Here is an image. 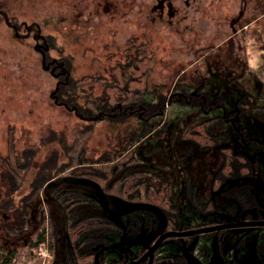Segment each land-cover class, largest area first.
<instances>
[{
    "label": "rangeland",
    "instance_id": "1",
    "mask_svg": "<svg viewBox=\"0 0 264 264\" xmlns=\"http://www.w3.org/2000/svg\"><path fill=\"white\" fill-rule=\"evenodd\" d=\"M186 1L190 2L189 7H185ZM248 1L245 4V0H174L176 7H181V12L171 22L167 16L165 19L152 18L151 4L156 0H0V10L20 27L18 35L0 14V222L7 215L2 212L11 214V211L4 210L9 196L8 185L2 182L7 172L4 163L11 145L16 152L32 143L40 145L34 160L35 167L30 169L21 188L12 196L19 202L29 190L28 184L38 163L53 150L62 152L58 141L41 143L52 130L71 141L78 129L87 126L84 135L87 136V153L97 158L102 151L127 143L131 132L138 127V118L133 114L112 117L101 113L97 116L79 113V116L65 106L55 104L50 93L55 89L57 79L44 67L33 34L28 35L33 24L41 28L42 34L52 37L51 55L62 56L69 61L72 74L79 80L76 96L79 105L102 94L107 84L104 80L110 78L111 71L107 69L113 67L119 55H134L138 44L145 45L144 53L155 59L153 70L147 77L149 88L169 96L173 87L181 91L193 90L196 83L190 79H178V72L187 69L190 76L192 67L201 65L197 60L200 48L230 44L224 40L233 33V18L237 29V34L232 37L236 41L234 44L241 47V54L245 46L244 53L251 60L250 64L258 73L264 72L260 69L262 64H259L263 60L261 51L264 52V0ZM119 28L130 30L127 47L134 53H123L124 43L116 47L111 44L117 38L115 32ZM126 36L123 33L120 39ZM213 54L210 52V56ZM213 59L216 58L209 57L208 63L211 64ZM93 74L91 79H85ZM245 80L242 78L240 81ZM262 80L264 82V74ZM206 89L211 92L214 86ZM198 110V106L193 107L188 102L174 101L165 117L169 121L187 123ZM90 117L96 119L88 120ZM161 134L156 139L161 140L165 136ZM164 160L161 157L156 163L161 164ZM0 234V248L16 247L15 260L11 264L47 263V253L43 251V257L40 256L41 252L37 248L32 250L24 237L16 244H10L2 236L4 231L1 228ZM135 239V234H126L124 245L132 248ZM33 252L35 256L29 255ZM158 252H176L175 240L165 242Z\"/></svg>",
    "mask_w": 264,
    "mask_h": 264
},
{
    "label": "trees",
    "instance_id": "2",
    "mask_svg": "<svg viewBox=\"0 0 264 264\" xmlns=\"http://www.w3.org/2000/svg\"><path fill=\"white\" fill-rule=\"evenodd\" d=\"M212 51L216 54L219 47L201 48L197 56L202 57L204 53L210 55ZM153 57L138 55L130 58L126 86L124 82L107 83L101 95L92 100L86 98L84 105H79L76 101L78 89L75 85L65 86L62 94H67L70 101L67 103L77 105L79 113L85 116L116 113L117 117H122L124 115L121 112V106L133 105V108L137 109L138 104L141 103L145 107V117L149 115L152 117L154 113L163 111L168 101L178 100L175 96L172 99L167 95L157 92L155 95L149 92L147 77L155 64ZM184 92L190 98V104L196 106L199 98L191 95L187 89H184ZM154 96L156 97L153 99ZM182 102H185V99H182ZM262 109L264 105H259L254 111L260 113ZM259 116L264 119L262 112ZM224 124L225 121L221 116L212 118L204 115V117L193 119L188 123L189 126L183 135L185 140L181 139L178 142L175 135L179 131L170 135L169 125L171 124L164 114L142 121L138 120V127L131 132L127 143L123 146L119 143L117 148L104 150L97 158L87 153V136H84L87 133V126L78 129L71 141L52 130L48 136L42 138L41 143L44 145L49 141H58L63 154L59 150H53L38 163L33 175L31 174L29 190L19 202L14 201L12 196L21 188V183L29 175L30 169L35 167L34 160L40 145L32 143L21 152H16L15 147L11 145L10 154L4 163L7 172L2 182L8 185L9 196L6 199L8 204H4V210L11 211L12 215L9 220L2 223L1 228L8 238L19 240L24 237L32 250L37 248L41 252L40 256L43 257L42 252L45 251L48 259L46 264L57 262L94 264V247L107 241L108 236L121 235L123 230L118 221L104 214L94 197L93 188L81 182L75 184V180L80 176H86L97 183L111 199H122L132 205L140 206L135 210L144 213V216L131 225L137 231L143 224L154 225V211L162 215L168 231H183L200 224L204 225L202 222L204 212L212 218H217L219 213L216 212L217 207L212 200L203 203L202 196L196 193L199 186L198 178H194L190 173L192 167L183 166L182 159L192 156L193 160H198L201 166L203 152L205 159L206 154L214 149L223 157L217 171L221 175V180L226 181L228 177L235 180L241 179L235 182L232 188L224 191L227 201L220 207H225L224 210L230 212L231 217L236 214L241 216L246 212V216L242 215V217L248 218L249 210L261 207L262 204L249 189L248 182H243L241 178L250 173L249 157L243 151L235 149ZM160 132L165 134L162 141L156 139ZM176 144L182 147L181 153L178 154L182 161V169L185 173H190L185 180L187 185L183 188V190L188 189L189 193L183 198L188 199L187 205L190 206L187 209L190 214H194L192 209L195 212L198 211L199 220L197 221L199 222L195 226H188L187 222L182 223L179 220L184 209L176 199V192L181 190L175 191L173 180L165 173L172 170L166 157L170 155ZM161 157L165 160L161 164L156 163V160ZM230 199L236 208L230 205ZM238 208L242 213H238ZM14 248L16 247L2 246L0 248V264H11L15 260ZM29 255L35 256L34 252ZM168 259L174 261L172 257ZM158 261L159 259L155 260L154 264Z\"/></svg>",
    "mask_w": 264,
    "mask_h": 264
},
{
    "label": "flooded vegetation",
    "instance_id": "3",
    "mask_svg": "<svg viewBox=\"0 0 264 264\" xmlns=\"http://www.w3.org/2000/svg\"><path fill=\"white\" fill-rule=\"evenodd\" d=\"M245 1V4L249 3L248 0ZM189 3V1H186L187 6L185 7H189ZM151 7L153 16L152 18L165 19V16H167L171 22L173 21V18L177 17V15L181 12V7H176V3L174 2V0H156L154 4H151ZM235 21L236 19L233 18V21L231 22L233 33L224 40H228L231 43L227 44V46L224 47H222L221 44L217 46V48L219 47V51L216 54L211 55L216 58L211 61V64L208 63L209 57L211 56L207 53H204L202 57H199L197 59L200 60L201 65L192 67L194 69L191 70L192 73L190 76L188 75L189 72L186 71L187 69L180 70V72H178V79H190L193 83H196L193 87V90H187H189L191 95L199 98L196 105L198 106L199 110L196 112L193 118L188 120L187 123H182L177 120H168L171 124L169 125V133L171 135V133L179 131L178 134L175 135V138L176 141L180 142L181 139H184L183 135L187 127L189 126L188 123L193 119L200 118L201 116L204 117V115L210 116L212 118H218L221 116L225 121V124L223 126L227 129L226 132L231 137L230 142L233 144L236 150L243 151L249 157V161L251 164L250 173L242 176L241 178L244 180L243 182H248L249 189L253 191V193L255 194V198L259 199L262 206L249 210L248 218H244L246 216V212L242 214L243 216L245 215L244 217L237 214L236 216L231 217L230 212L225 211V207L220 206H224L227 201V198H225L224 195V191L232 188L233 184L240 181L241 179L235 180V178L228 177L226 178V181L221 180V175L220 173H217V171L219 166L221 165L223 157L221 153H219L216 149L208 152L205 156V159L203 152V157L201 158V166L199 165L198 160L194 161L192 156H188L182 159L184 161L183 166L185 168H194L190 169V173L193 174L194 178H198L199 181L198 192L196 190V193H199L202 196L203 203H208L210 200H212L214 205L217 207L216 212L219 213V215L217 216V218H212L204 212L202 214V222L204 225H201L199 223L200 226L187 228L183 231L211 228L217 225L228 224L231 222L264 221V119L259 116L261 112L264 116V109H262L260 113L254 111L257 106L264 105V82L262 80V74H264V72L258 73V71H256L255 69L256 67L250 64L251 60H249V58H247L246 56L247 54L245 55L244 53L245 46H243V54H241V47L237 46V43L234 44L236 41L235 39H232V37L237 34V29L233 25ZM13 25H15L17 30L20 29V27L16 24ZM11 28L15 32V29L13 27ZM128 31L130 30L119 28L118 31L115 32V34H118L117 38L113 39L111 42L114 47H116L117 44L120 45L121 43H124L125 47L122 49L123 53L133 52L129 51V47H127L129 46L128 41L130 36V32ZM123 33H126L127 36L122 40L120 39V35ZM31 34H33V38L36 41V46L39 47L38 51L42 56V60L44 53L46 55L47 64H50L48 70L57 79L56 87L58 86V88L56 91L55 87V89L50 93L51 98H54L55 104L63 105L65 106V108L73 111L76 114L75 110H78L77 105H69L67 102L70 101L66 96L67 94H62V90L64 91L65 86L69 85L68 87H70L71 84L75 85L79 90V80L72 74V67L69 65V61H67L62 56L55 57L51 55L50 51L54 46L52 37L46 36L45 34H42V32L40 35H38L37 29L31 30L30 35ZM137 47L138 48H135V54L132 56H129L128 54L122 55L121 57L120 55L118 56L117 61H115L113 67L111 69H107V71H111V73L110 78L104 80L105 84L123 82L124 84H127L129 63L128 60L138 55L151 56L144 53L147 49L145 45L140 46L138 44ZM261 52L264 55V52ZM263 55L261 57L263 58V60L259 62L260 65L262 64L260 69H264ZM184 61H186V59ZM94 74L86 77L85 79H91V76L94 77ZM95 77H99V75H96ZM242 78H246V80L241 83L240 80ZM209 85L214 86V90L211 92L206 89L207 86L210 87ZM172 90L173 92L169 94V98L172 97L173 99V97L175 96L178 99L177 101L182 102V99H185V102H188L190 104L191 100L184 92V89L181 91L176 90L175 87H173ZM149 92L154 94L156 91L150 89ZM172 102H174V100L168 101L165 104L164 110L158 112V114L154 113L152 117H150L151 115L145 117V107L141 103L138 104L137 109H134L133 105H129L127 107L121 106V112L123 113V115H128L127 113H129V115H136L138 120L142 121L144 119L159 117L163 114L165 116ZM109 115L113 117V115L115 116L116 113L105 114V116ZM157 135L161 136L162 134L160 132ZM181 150L182 147L180 146V144H176V146H174L173 150L170 152V155L166 157L170 165L172 166V170L165 173L166 175L170 176V179L173 180L175 184V191L177 189L181 190L179 192H176V199L184 209L179 220L182 223L187 222L188 226H195L199 222L197 221L198 211L195 212V210L192 209L191 211H194V214H190V211L188 212L187 209L190 206L187 205L188 199L186 200L183 198L189 193L188 189L185 188L183 190V188L187 185L185 180L188 178V175L190 173H185V171H183L182 169V161L178 156V154L181 153ZM160 174L162 173L160 172ZM78 182H81L85 185L88 184L91 188H93L94 197L100 204L104 214L110 219L118 221L123 230L121 235L108 236L107 241H104L103 243L94 247V264H96L97 257L100 264H118L119 262H121L122 264H125V262H134L135 264H148V259L138 263L139 259L148 250V248L144 246V236H142L141 238H139V236L143 234V232H145L146 234H150L153 230H157L159 227H162V215L159 212L157 213L154 211V225L147 226L146 224H143L137 231L136 228L131 225L135 224L136 221L138 222L139 219H142L144 213H139L137 212V210L132 209V206L134 205L130 204L128 201L117 198L111 199V197H109L105 192L104 193L106 197L103 198V201H101V198L98 194L99 185L94 181L89 180L86 176L78 177L75 180V184H77ZM230 201V205L236 208L232 199H230ZM102 203H104L105 205H103ZM2 213L7 214L8 217L7 215H4V217L2 216L3 219L1 222L6 219L9 220L11 218L12 214H8L5 211ZM238 213H242L239 208ZM1 225L2 224H0V228ZM165 232L172 231H168L165 228L162 233ZM126 234H135L136 236L132 248H130V246L126 247L124 245L125 240H123V238ZM2 236L6 239V243H16L18 240L8 238L5 234H2ZM196 237H198V243L192 247V250H190V246L192 245ZM158 238L159 237L154 238L153 242H151L150 245L155 243ZM168 240H175L176 252L160 254L158 252V248L154 256V261L159 259L157 264H194L196 263L195 258L200 259L203 264L205 261V264H216L219 261L216 256H220L222 253H224L222 250L223 248H226V250L228 251L224 253L228 264H250L251 260L250 258H248V245L252 243L254 244L256 252V261L254 262L257 264H264V225L224 228L221 230L203 232L195 236L191 235L186 237H168L165 242H167ZM179 245L183 247L181 251H179L178 249ZM235 253H237V258L232 261L231 256H233V254ZM127 255L129 256V259H127ZM168 257H172L175 262L170 261ZM56 264L61 263L57 262ZM62 264H64V262Z\"/></svg>",
    "mask_w": 264,
    "mask_h": 264
},
{
    "label": "water",
    "instance_id": "4",
    "mask_svg": "<svg viewBox=\"0 0 264 264\" xmlns=\"http://www.w3.org/2000/svg\"><path fill=\"white\" fill-rule=\"evenodd\" d=\"M0 14L4 17L6 23L9 25V27H13L15 29V32L16 34L19 35V32L17 30V28L15 27V25H13L10 20H9V17H8V14L2 10H0ZM37 29V34L40 35L41 34V28L36 25V24H33L29 29H28V35L30 34L31 30H35ZM41 37V36H40ZM39 38V37H38ZM39 47H37V50H38ZM43 65L46 69H49V65L50 64H47L46 62V55L43 53ZM57 88L58 86L56 87V91H57ZM76 114H79L78 110L76 109ZM81 117L83 118V116L81 115ZM100 117V116H98ZM88 120H93V119H96L95 117L94 118H87ZM98 194L100 196V200L103 201V198H105V193L103 191V189L98 186ZM106 203H107V200H106ZM103 205H105L104 203H102ZM136 208H140V206L138 205H134L132 206V209H136ZM115 217V216H113ZM260 225H264V221H260V222H257V221H251V222H231V223H228V224H222V225H217V226H214V227H211V228H201V229H196V230H188V231H172V232H165V233H162L163 230L165 229V221L163 220V224H162V227H159L157 230H153L150 234H146L145 232H143V234H141L139 236V238H141L142 236H144V246L148 248L147 252L139 259L138 263L139 262H142V261H145L146 259L149 260V263L148 264H153V261H154V256H155V253H156V250L158 248H160V246L165 242V240L168 238V237H178V236H183V237H186V236H195V235H199L200 233H203V232H210V231H215V230H221V229H224V228H236V227H242V226H260ZM156 237H159L155 243H153L152 245L151 242H153L154 238ZM198 243V237L195 238V240L193 241L192 245L190 246V250H192V247L195 246L196 244ZM183 247H181L179 245L178 249L179 251L182 250ZM248 249H249V253H248V258H250L251 260V263L250 264H257L255 263L254 261H256V252H255V248H254V244H249L248 245ZM223 252H228L226 250V248L222 249ZM224 253H222L220 256H216L218 258V263L216 264H228L227 261H226V258L224 256ZM127 259H129V256L127 255L126 256ZM237 258V253L233 254V256H231V259L232 261L235 260ZM196 259V260H195ZM194 260L196 261V263L194 264H203V262L198 259V258H195ZM206 262V261H205ZM204 262V264H205ZM96 264H100L99 260H98V257L96 258ZM125 264H135L134 262H131V263H128V262H125ZM191 264V263H189ZM215 264V263H214Z\"/></svg>",
    "mask_w": 264,
    "mask_h": 264
}]
</instances>
